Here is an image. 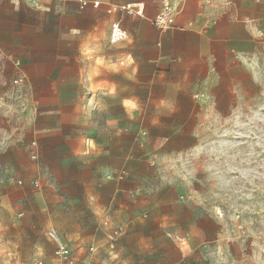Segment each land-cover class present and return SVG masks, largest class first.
<instances>
[{
    "label": "crops",
    "instance_id": "0c3cea01",
    "mask_svg": "<svg viewBox=\"0 0 264 264\" xmlns=\"http://www.w3.org/2000/svg\"><path fill=\"white\" fill-rule=\"evenodd\" d=\"M84 1L82 8L81 0H0V207H17L20 194L45 180L47 158L77 160L80 149L115 163L99 168L108 181L120 177L122 149L108 152L98 137L83 147L73 136L85 99L117 102L120 118L110 126L115 140L130 134L134 142L172 151L194 144L205 117H228L253 98L257 83L249 58L264 28V0H173L178 13L167 32L153 25L159 0ZM129 4L142 13L108 12ZM120 17L130 39L112 45L110 26ZM17 78L21 82L13 84ZM142 116L148 117L144 125ZM123 120L132 122L129 129ZM114 191L106 207H88L109 228H123L114 249L92 246L101 264H197L223 227L194 214L161 223L143 214L158 209L149 207L147 195ZM158 230L176 261L165 246L157 247L151 232ZM54 250L55 244L52 257Z\"/></svg>",
    "mask_w": 264,
    "mask_h": 264
},
{
    "label": "rangeland",
    "instance_id": "374dc122",
    "mask_svg": "<svg viewBox=\"0 0 264 264\" xmlns=\"http://www.w3.org/2000/svg\"><path fill=\"white\" fill-rule=\"evenodd\" d=\"M255 43L249 58L257 83L252 100L228 117H205L203 131L196 133L188 149H160L134 142L130 134L117 141L110 128L120 118L117 102L100 96L85 99L73 136L83 147L86 139L98 137L108 152L122 149L125 159L117 165L120 177L108 181L99 168L115 163L92 158L82 149L77 160L66 156L58 164L47 158L40 176L45 180L20 194L17 207H0V264L38 260L58 264L52 257L54 244L44 236L48 230L56 232L77 264H88L92 246L113 245L114 249L113 232L118 226L109 228L88 207H106L115 188L136 192V199L147 195L149 207L158 209L143 214L153 220L159 217L161 223L194 214L212 217L220 227L243 229L240 238L230 241L217 242L215 235L198 255L197 264H264V28ZM140 120L144 125L148 117ZM121 123L126 128L132 124ZM182 207H189L190 214ZM163 235L160 230L151 232L157 247L165 246L168 258L176 261L177 253L167 238L161 239ZM98 256H92V264H101Z\"/></svg>",
    "mask_w": 264,
    "mask_h": 264
},
{
    "label": "built area",
    "instance_id": "2783aa9c",
    "mask_svg": "<svg viewBox=\"0 0 264 264\" xmlns=\"http://www.w3.org/2000/svg\"><path fill=\"white\" fill-rule=\"evenodd\" d=\"M28 2L36 3L37 0H26ZM160 8L153 20V25L161 32H167L174 27L175 19L177 16V7L174 5L173 0H159ZM86 2L81 0V7H85ZM94 7L98 6V3H93ZM122 11L128 15H140L143 11L142 7H139L137 4H129L122 7L112 6L108 9V12ZM125 18L120 17L113 21L110 26L109 34V43L114 45L120 42H124L130 39V34L124 28ZM13 84H18L21 82V79L17 78L12 81ZM35 156H32L34 159ZM123 232V228L118 226L113 232L114 239ZM243 235V229L241 227H223L221 232L217 235V242L230 241L235 238H240ZM44 236L52 241L55 244V250L53 252V257L58 264H77L76 261L72 258L70 250L64 244L59 236L53 230H48L44 233ZM91 253H95V248H90ZM34 264H44L42 261H37Z\"/></svg>",
    "mask_w": 264,
    "mask_h": 264
}]
</instances>
